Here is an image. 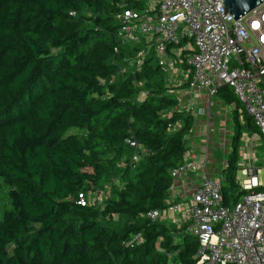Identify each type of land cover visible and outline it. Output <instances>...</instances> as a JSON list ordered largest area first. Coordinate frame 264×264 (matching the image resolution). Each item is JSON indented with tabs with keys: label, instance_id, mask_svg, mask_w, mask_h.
<instances>
[{
	"label": "trees",
	"instance_id": "1",
	"mask_svg": "<svg viewBox=\"0 0 264 264\" xmlns=\"http://www.w3.org/2000/svg\"><path fill=\"white\" fill-rule=\"evenodd\" d=\"M123 3L144 0H0V192L6 184L9 200L0 264H195L197 238L174 241L175 226L146 215L167 205L193 115L153 53L135 69L127 64L137 47L114 51ZM217 94L236 105L220 171L229 204L244 193L235 182L239 135L257 128L249 116L239 124L231 88ZM108 185L101 206L77 202ZM132 233L140 245L125 244Z\"/></svg>",
	"mask_w": 264,
	"mask_h": 264
},
{
	"label": "built area",
	"instance_id": "2",
	"mask_svg": "<svg viewBox=\"0 0 264 264\" xmlns=\"http://www.w3.org/2000/svg\"><path fill=\"white\" fill-rule=\"evenodd\" d=\"M224 10L220 0H144L141 8L123 3L114 15L119 43L114 51L126 44L137 47L127 64L135 69L153 53L167 79L183 87L178 92L187 98L183 108L188 113H194L198 104L209 106L221 86L237 96L239 124L243 126L249 116L257 128L239 135L242 150L235 182L244 191L241 198L224 204L223 177L205 173L207 141L201 156L187 143L182 165L171 170L172 185L178 179L187 182L194 174L201 175V181L181 198L167 199L165 208L146 215L175 226L174 241L195 236V264H264V191L257 190L264 187V154L256 151L264 138V0L238 19ZM125 143L132 150L131 159H140L138 142L130 136ZM99 192L79 194L77 202L94 204L93 195ZM142 242L140 234L132 233L125 244L134 247Z\"/></svg>",
	"mask_w": 264,
	"mask_h": 264
},
{
	"label": "rangeland",
	"instance_id": "3",
	"mask_svg": "<svg viewBox=\"0 0 264 264\" xmlns=\"http://www.w3.org/2000/svg\"><path fill=\"white\" fill-rule=\"evenodd\" d=\"M128 70V69H127ZM167 79V76H166ZM167 84L171 85V90H174L178 95L181 104L186 103L187 98L182 97L178 90H183L182 86L173 85L168 79ZM238 109L241 108L238 104ZM182 107H184L182 105ZM236 108L235 103L225 104L219 94H213L209 106L207 104H198L195 107L193 114V127L188 134V139L192 145L197 144L196 151H205L204 142L207 141L208 146L206 153L207 167L205 170L206 176L211 178L220 177L222 165L226 162L227 156L231 151V139L233 135L234 121L231 115L233 109ZM205 129H204V128ZM244 132V130H242ZM242 150L241 142L237 147V152ZM259 154H264V138H262L261 146L256 148ZM261 181L264 183V174L261 175ZM3 183V182H2ZM0 192V209L2 206H8L9 200L7 197L8 186L4 184ZM109 185L104 190L93 195L94 205L98 206L103 203L108 195Z\"/></svg>",
	"mask_w": 264,
	"mask_h": 264
},
{
	"label": "crops",
	"instance_id": "4",
	"mask_svg": "<svg viewBox=\"0 0 264 264\" xmlns=\"http://www.w3.org/2000/svg\"><path fill=\"white\" fill-rule=\"evenodd\" d=\"M205 100V95H202V102ZM204 104V103H203ZM181 105H184L181 104ZM195 112V110H194ZM204 128V127H203ZM205 129V128H204ZM188 144L192 145V143L190 142V139H188ZM194 146V145H193ZM197 144H195V148ZM198 152V151H197ZM204 151H200V153H198L200 156L202 155ZM191 176V174H190ZM202 176L201 175H192L190 177V180L187 182H184L183 180L178 179L175 183V185L172 187H170V191L168 194V198L167 199H171V198H181V196L185 195V193L191 188V186L199 183L201 181Z\"/></svg>",
	"mask_w": 264,
	"mask_h": 264
},
{
	"label": "water",
	"instance_id": "5",
	"mask_svg": "<svg viewBox=\"0 0 264 264\" xmlns=\"http://www.w3.org/2000/svg\"><path fill=\"white\" fill-rule=\"evenodd\" d=\"M262 0H220L224 3V13L228 12L238 19L244 13L249 12Z\"/></svg>",
	"mask_w": 264,
	"mask_h": 264
}]
</instances>
